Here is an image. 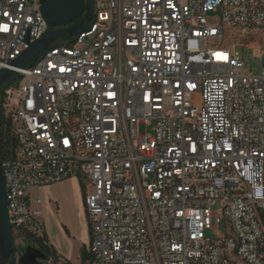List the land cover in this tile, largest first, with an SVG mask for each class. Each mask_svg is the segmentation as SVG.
<instances>
[{"label": "built area", "instance_id": "1", "mask_svg": "<svg viewBox=\"0 0 264 264\" xmlns=\"http://www.w3.org/2000/svg\"><path fill=\"white\" fill-rule=\"evenodd\" d=\"M93 8L89 31L17 70L48 27L39 0H0V71L19 74L0 89L13 257L44 237L32 190L76 179L87 264H264V0Z\"/></svg>", "mask_w": 264, "mask_h": 264}, {"label": "water", "instance_id": "2", "mask_svg": "<svg viewBox=\"0 0 264 264\" xmlns=\"http://www.w3.org/2000/svg\"><path fill=\"white\" fill-rule=\"evenodd\" d=\"M40 14L48 27L46 34L35 41L28 50L11 62L13 69H24L38 60L49 46L60 38L76 37L89 31L94 24L93 0H39ZM19 79L14 70L0 71V89ZM1 93V90H0ZM13 236L9 222L4 181L0 163V264H43L46 257L31 246L16 261L13 257ZM41 261V262H39Z\"/></svg>", "mask_w": 264, "mask_h": 264}, {"label": "crops", "instance_id": "3", "mask_svg": "<svg viewBox=\"0 0 264 264\" xmlns=\"http://www.w3.org/2000/svg\"><path fill=\"white\" fill-rule=\"evenodd\" d=\"M36 198L41 204L32 207L44 222L47 246L68 264H82L81 250L88 251L91 236L79 182L68 179L33 189L31 199Z\"/></svg>", "mask_w": 264, "mask_h": 264}, {"label": "trees", "instance_id": "4", "mask_svg": "<svg viewBox=\"0 0 264 264\" xmlns=\"http://www.w3.org/2000/svg\"><path fill=\"white\" fill-rule=\"evenodd\" d=\"M13 149L14 144L8 135V125L4 124L0 119V162L4 158L9 157L13 153ZM28 244L32 248L38 250L42 255H44L47 260L49 258L55 257V253L51 251V249L47 246L45 237H43L42 239L29 238ZM80 258L81 263L85 264L89 261V254L84 249H82Z\"/></svg>", "mask_w": 264, "mask_h": 264}, {"label": "rangeland", "instance_id": "5", "mask_svg": "<svg viewBox=\"0 0 264 264\" xmlns=\"http://www.w3.org/2000/svg\"><path fill=\"white\" fill-rule=\"evenodd\" d=\"M210 15H211V14H209V16H210ZM228 35H229V34H228ZM228 35H227V37H226L227 41L229 40V36H228ZM227 41H226V42H227ZM226 42H225V44H227ZM253 49H254V48H253ZM235 52H237V53L241 56V58H243L244 63H245V69H246V70H249V71H256V70L258 69V67H259V61L254 59V57H255V55L257 54V52H253V50H250V51L248 52V51L242 50L240 47H236V48H235ZM143 132H144L143 129H140V133L142 134ZM212 209H213V211H217V210H219V209H220V203L217 202V203L215 204V206H214ZM220 230H221L222 232H224L222 226L220 227ZM207 236H211V234H210V233H207ZM28 245H29V244L27 243L26 246H28Z\"/></svg>", "mask_w": 264, "mask_h": 264}, {"label": "flooded vegetation", "instance_id": "6", "mask_svg": "<svg viewBox=\"0 0 264 264\" xmlns=\"http://www.w3.org/2000/svg\"><path fill=\"white\" fill-rule=\"evenodd\" d=\"M39 262H41V261H39Z\"/></svg>", "mask_w": 264, "mask_h": 264}]
</instances>
